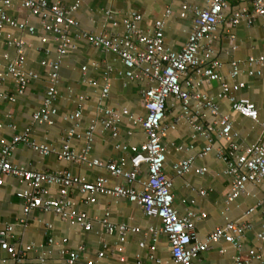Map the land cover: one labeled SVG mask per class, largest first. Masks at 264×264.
<instances>
[{
	"label": "crops",
	"instance_id": "1",
	"mask_svg": "<svg viewBox=\"0 0 264 264\" xmlns=\"http://www.w3.org/2000/svg\"><path fill=\"white\" fill-rule=\"evenodd\" d=\"M77 1L79 6L73 15L84 29L93 33H123L122 19L130 11H137L143 15L139 25L147 33L153 31L156 20L165 19V41L174 50H181L195 21L193 11H189L184 17L180 15L183 0H63L67 7ZM228 1L229 7L225 11L227 18L242 6L253 12L251 0ZM189 3L201 8L206 4L205 0H189ZM2 6L0 0V8ZM107 9L114 12L117 25L112 24V21L105 16L104 12ZM168 9L172 12L166 16ZM7 10L12 17L35 27L34 33H30L27 29L11 27H6V32L11 31L26 41L25 67L37 72L39 77L32 80L22 94L17 93L16 83L9 76L1 86L4 93L15 95V100L0 99L2 124L0 156L1 140H11L15 135L22 134L28 126L31 127V139L59 149L68 130L78 123L79 136L71 137L70 145L75 150L81 151L87 145L83 133L93 120L103 116L101 111L103 107L107 106L119 111L127 108L139 116L146 114L142 104V91L150 86V82L129 79L125 74L126 65L115 52L96 47L83 39H76L75 47L61 62L59 97L56 101L58 112L53 117V123L34 122L33 113L41 107L49 85L50 70L42 64V61L57 58V43L54 34L43 28L42 19L22 6V0H13ZM232 33L235 35L234 42L230 38ZM42 38H46V41ZM214 54L222 62L219 73L224 77L228 76V81L234 82L229 78L233 60H246L252 55H264V26L261 18L255 16L252 24L242 21L234 27H229L226 22L222 23L216 32ZM17 56L16 46L9 45L5 42V38H0V67L5 69ZM84 66H86L85 72ZM259 67L262 73L254 75L248 73L249 66L243 67L244 71L239 76V80L244 81L245 86L235 94L237 97H246L253 101L259 110L260 120L264 121V66H253L254 69ZM106 75H108L110 91L108 96L104 97L102 90ZM85 77L96 80L97 84L84 81ZM220 88L221 80H206L198 86L199 90L216 98L221 113L231 115L233 128L238 133L235 141L242 146L254 144L261 135V125L233 110L228 99L218 98ZM79 96L85 98L80 101ZM79 108L82 110L79 120L64 118V115L74 113ZM181 112V103L170 100L165 124L175 123V127L171 125L163 138L168 151L165 172L173 179L175 207L181 215H185L189 209L195 210L198 214L206 213V216L196 221L197 240L200 241H204L211 231L228 220H241L251 225L241 248L221 239L210 244V248L200 254L197 264H236L237 258H248L249 251L253 248L264 252V239L258 236L264 226V184L249 183L246 193L230 204L226 203V194L231 185V177L224 172L226 165L213 150L204 156L201 155L207 139L197 134L185 119L177 121ZM204 121L211 122L213 117L209 116ZM117 125L119 128L117 136H113L112 132L102 125L96 127L89 157L99 158L104 162L124 160L126 169H131L133 155L131 146H140L145 142L146 134L140 126L134 125L126 114L121 115ZM119 144L126 145L127 148L118 146ZM216 145L225 146L227 141L217 137ZM186 158H193L194 168L205 167L207 171L200 174L193 169L184 175H178L173 165ZM10 159L14 164L28 169L48 172L69 169L88 181H94L98 176H107L110 185L124 182L122 177L110 175L105 167L65 160L55 153L40 154L24 142L16 145ZM147 175V166L142 165L139 178L145 179ZM135 187L141 186L137 182ZM21 188L22 184L14 176H7L5 184L0 187V229L6 224L13 223L15 237L11 240L12 243L19 247L24 244L35 245L37 249L28 253L24 264H87L90 259L97 260L99 264H138V257L143 264H152L153 261L149 257L151 252L164 262L173 264L167 235L160 232L157 241L154 242L152 234L148 231L150 226L159 229L161 220L156 216L146 215L135 202L102 193L96 194L95 202H90L78 188H73L69 197L77 209L85 211L91 218V229L86 230L62 218L54 211L39 208L28 215L24 222H20L19 219L24 216V200L18 194ZM201 190H206V195H202ZM51 194L54 197L59 196L57 185L51 187ZM253 207L254 210L247 214V211ZM106 210L111 212L112 221L140 228L137 232L129 233L122 252L118 250L121 244L118 234H107L100 221ZM143 241L145 245L141 246L140 243ZM152 244L155 246L154 251L150 248ZM79 246L83 249H79ZM73 250L79 251V257L75 262L69 263V252ZM100 251L105 252L102 258L98 256ZM0 264H9V255L1 245ZM247 264L262 263L253 259Z\"/></svg>",
	"mask_w": 264,
	"mask_h": 264
},
{
	"label": "built area",
	"instance_id": "2",
	"mask_svg": "<svg viewBox=\"0 0 264 264\" xmlns=\"http://www.w3.org/2000/svg\"><path fill=\"white\" fill-rule=\"evenodd\" d=\"M12 2L13 0H2L0 38H5L7 44L16 46L18 56L10 61L5 69L0 67V99L14 101L15 95H8L1 89L6 78L11 77L16 83L17 93L22 94L29 83L39 77V74L25 67L26 41L11 31L6 32V27L27 29L30 33L35 32L34 26L14 18L8 13L7 9L11 7ZM205 2V6L201 8L191 5L189 0L182 1L180 15L184 17L189 11H193L195 21L181 50H174L165 41V19L156 20L153 31L147 33L139 25L143 15L137 11H130L122 19L123 33H93L84 29L73 15L79 6V1L67 7L63 0H22V6L42 19L43 28L54 34L57 43V58L42 61V64L50 70L49 85L46 88L41 107L33 113L34 122L53 123V117L58 112L56 101L59 97L61 62L75 47L76 39H83L96 47L115 52L126 65L125 74L129 79L147 81L150 82V86L142 91V104L146 110L144 116L136 115L127 108L119 111L111 107H103L101 109L103 116L93 120L84 131L83 135L87 145L81 151L75 150L70 145V138L78 135V123L68 130L59 149L31 139L30 126L11 140H1L0 187L5 184L7 176H14L22 184L18 194L24 200V216L19 219L20 222H24L28 215L39 208L45 211H54L62 218L80 225L86 230L91 229V218L85 211L77 209L69 197L70 191L73 188H78L79 192L90 202L96 201L98 193L123 197L137 203L146 215L158 217L161 220V227L156 229L150 226L148 231L152 234L154 242L157 241L160 232L167 235L173 264H197L200 254L210 248V244L221 239L237 248L243 246L245 234L251 225L241 220H228L211 231L204 241L197 240L196 221L206 216V213L198 214L195 210L189 209L185 215H181L175 207L172 191L173 179L165 172L168 151L163 138L171 125V127H175V123L166 125L165 118L170 100H174L179 101L182 107L177 121L185 119L197 134L207 139V144L201 150V155L204 156L213 150L218 158L225 163L224 172L231 177L226 203L230 204L240 195L246 193L249 183L264 184V121L260 120L259 110L253 101L246 97H237L235 94L245 86V82L239 80V76L244 71L243 67H250L248 71L250 75L261 74L260 67L254 69L253 66L263 67L264 55H252L246 60H233L229 78L234 82H230L227 79L228 76L224 77L219 73L222 62L214 54L216 32L222 23L226 22L229 27H234L242 21L252 24L255 16H259L264 26V0H251L253 12L242 6L234 10L228 18L225 13L229 7L228 0H205ZM171 12L168 9L166 16H169ZM104 13L112 21V24H118L112 10L107 9ZM230 38L234 42L235 35L232 33ZM42 40L46 41V38H42ZM83 71H86V66L83 67ZM105 80L102 90L104 97L108 96L110 91L108 75L105 76ZM206 80H221V88L217 97L228 99L233 110L259 122L262 131L257 142L242 146L235 141L238 133L233 128L231 115L221 113L216 98L198 89V86ZM84 81L93 85L97 84L96 80L87 77L84 78ZM84 98V96H79L80 101ZM122 114L129 115L132 123L140 126L146 134L145 142L140 146H131L133 151L131 169H126L124 160L104 162L99 158L89 157L96 127L102 125L110 130L113 136H117L119 133L117 124ZM81 115L82 110L79 108L74 113L64 115V118L76 121L80 119ZM209 116L213 117V121L205 122L204 120ZM217 137L225 139L227 145H216ZM20 142H24L40 154L55 153L59 158L65 160L86 163L89 166L105 167L110 175L122 177L124 182L110 185L107 176H98L96 180L88 181L69 169L48 172L14 164L10 156ZM118 146L127 148L126 145L119 144ZM142 165H146L148 169L145 179L139 178ZM173 168L178 175H184L193 169L200 174L207 171L205 167L194 168L193 158L179 160L174 163ZM137 182L140 184V188L135 187ZM54 185L59 187L58 197L51 194V187ZM200 193L206 195L207 191L201 190ZM253 210L254 207L250 208L247 214ZM100 221L107 234H118L121 243L118 250L121 252L125 249L124 244L129 233L140 230L137 226L112 221L109 210L105 211ZM258 236L264 239V226ZM14 237L15 224L9 223L0 229V245L9 255V264H24L28 253L37 248L34 244H24L19 247L12 243L11 240ZM140 245L144 246L145 242H141ZM150 248L151 251H154V244ZM79 249L82 250L83 247L79 246ZM104 255V251H100L98 254L99 258ZM78 257L79 251H70L69 263L75 262ZM149 257L153 261L152 264H171L164 262L153 252ZM137 259L138 264H143L139 257ZM253 259L264 264V252L253 248L249 251L248 258L239 257L236 264H247ZM87 264L99 263L97 260L90 259Z\"/></svg>",
	"mask_w": 264,
	"mask_h": 264
}]
</instances>
